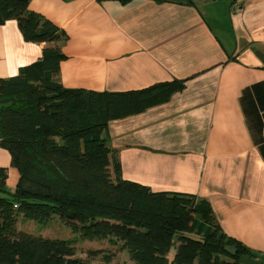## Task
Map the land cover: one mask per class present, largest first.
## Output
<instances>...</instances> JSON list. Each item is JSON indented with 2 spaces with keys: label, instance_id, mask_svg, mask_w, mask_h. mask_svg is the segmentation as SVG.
Returning a JSON list of instances; mask_svg holds the SVG:
<instances>
[{
  "label": "crops",
  "instance_id": "0c3cea01",
  "mask_svg": "<svg viewBox=\"0 0 264 264\" xmlns=\"http://www.w3.org/2000/svg\"><path fill=\"white\" fill-rule=\"evenodd\" d=\"M30 10L66 39L29 43L17 21L1 24L0 79L58 49L67 89L183 82L166 103L109 123L113 156L125 180L207 200L247 250L239 264H264V0H31ZM0 168L14 191L20 174L1 146Z\"/></svg>",
  "mask_w": 264,
  "mask_h": 264
},
{
  "label": "trees",
  "instance_id": "16d2710c",
  "mask_svg": "<svg viewBox=\"0 0 264 264\" xmlns=\"http://www.w3.org/2000/svg\"><path fill=\"white\" fill-rule=\"evenodd\" d=\"M30 1L0 0V25L17 21L29 43L65 40ZM66 58L45 49L18 76L0 79V146L20 174L11 191L0 168V264H91L70 241L19 231L21 216L58 218L82 241L121 244L135 264H239L248 252L223 232L207 200L125 180L109 146L110 122L166 103L183 82L121 93L67 89L58 80Z\"/></svg>",
  "mask_w": 264,
  "mask_h": 264
},
{
  "label": "rangeland",
  "instance_id": "374dc122",
  "mask_svg": "<svg viewBox=\"0 0 264 264\" xmlns=\"http://www.w3.org/2000/svg\"><path fill=\"white\" fill-rule=\"evenodd\" d=\"M19 231L41 236L49 240L62 239L74 243L77 257L88 260L91 264H135L121 244L111 245L108 241H82L71 229L58 218L47 224L31 221L21 216L18 219Z\"/></svg>",
  "mask_w": 264,
  "mask_h": 264
},
{
  "label": "water",
  "instance_id": "95a60500",
  "mask_svg": "<svg viewBox=\"0 0 264 264\" xmlns=\"http://www.w3.org/2000/svg\"><path fill=\"white\" fill-rule=\"evenodd\" d=\"M225 251H226L229 255H231V256H233V257L237 255V249H236L235 247L227 246V247L225 248Z\"/></svg>",
  "mask_w": 264,
  "mask_h": 264
},
{
  "label": "built area",
  "instance_id": "2783aa9c",
  "mask_svg": "<svg viewBox=\"0 0 264 264\" xmlns=\"http://www.w3.org/2000/svg\"><path fill=\"white\" fill-rule=\"evenodd\" d=\"M15 208H17V206H15Z\"/></svg>",
  "mask_w": 264,
  "mask_h": 264
}]
</instances>
